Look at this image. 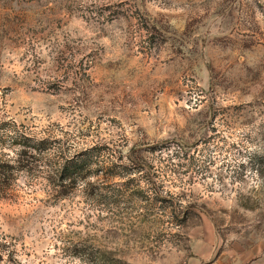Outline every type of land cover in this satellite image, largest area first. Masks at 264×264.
I'll return each mask as SVG.
<instances>
[{
    "label": "rangeland",
    "instance_id": "1",
    "mask_svg": "<svg viewBox=\"0 0 264 264\" xmlns=\"http://www.w3.org/2000/svg\"><path fill=\"white\" fill-rule=\"evenodd\" d=\"M2 164L0 264H264V0H0Z\"/></svg>",
    "mask_w": 264,
    "mask_h": 264
},
{
    "label": "trees",
    "instance_id": "2",
    "mask_svg": "<svg viewBox=\"0 0 264 264\" xmlns=\"http://www.w3.org/2000/svg\"><path fill=\"white\" fill-rule=\"evenodd\" d=\"M49 146L45 141H34V139L29 137L23 138V154L29 157L37 156L40 160L43 155L49 150ZM61 163L56 167L55 180L52 181L53 187L56 189L57 196L64 197L69 189L75 186L79 181H83L90 174H87V169L91 164L90 158L86 153L75 155L72 157L62 158ZM24 163V161H23ZM27 163V162H26ZM13 167L2 164L0 165V177L5 178L7 175H11ZM27 168V164H23V169ZM5 169L9 170L8 172ZM142 171V170H141ZM86 184L85 186H88ZM58 190V191H57ZM11 195V184L6 180H0V199H5ZM73 255L82 257L85 256L89 258L90 262L95 260V256L89 253V248H83L80 244L73 246ZM101 257L102 264H120L119 260L111 257L110 253L97 252ZM1 260V258H0Z\"/></svg>",
    "mask_w": 264,
    "mask_h": 264
}]
</instances>
